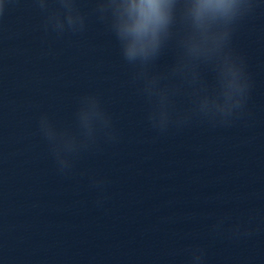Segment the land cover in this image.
<instances>
[{"label":"clouds","instance_id":"clouds-1","mask_svg":"<svg viewBox=\"0 0 264 264\" xmlns=\"http://www.w3.org/2000/svg\"><path fill=\"white\" fill-rule=\"evenodd\" d=\"M59 3L64 9L63 18L59 12H52L48 23L58 32H62L65 25L71 30L82 28L83 17L73 0H59ZM40 6L46 7L44 0H40ZM250 6V0H97V10L102 17H107L123 58L137 69L135 76L143 80L144 92L157 98V106L150 112L149 119L161 128L169 120V89L162 88L161 78L149 75L147 68L173 38L178 40L181 49L173 74L190 76L195 82L197 63L214 61L225 84L227 102L214 111L207 105V95L199 96L201 112L228 116L233 109L242 106L248 82L242 64L233 57L228 43L233 24ZM177 24L182 27L180 33L174 30ZM76 116L81 129L79 138L67 130L57 131L46 116L40 119V130L50 142L61 170L71 166L68 154L94 141L98 130L112 136L110 117L97 97H82ZM195 259L199 260V255Z\"/></svg>","mask_w":264,"mask_h":264},{"label":"water","instance_id":"water-1","mask_svg":"<svg viewBox=\"0 0 264 264\" xmlns=\"http://www.w3.org/2000/svg\"><path fill=\"white\" fill-rule=\"evenodd\" d=\"M0 0V48L15 46L55 37L67 36L99 29L110 28L107 17L97 10V0H73L74 7L83 17L82 28L71 30L65 25L58 32L48 23L52 12H59L63 18L64 9L59 0Z\"/></svg>","mask_w":264,"mask_h":264}]
</instances>
